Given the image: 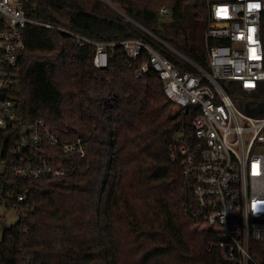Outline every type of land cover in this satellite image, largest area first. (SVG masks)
Wrapping results in <instances>:
<instances>
[{"label": "trees", "instance_id": "1", "mask_svg": "<svg viewBox=\"0 0 264 264\" xmlns=\"http://www.w3.org/2000/svg\"><path fill=\"white\" fill-rule=\"evenodd\" d=\"M23 2L30 18L92 42L147 38L124 14L204 65L192 42L197 20L180 9L189 4L197 18L204 0ZM163 6L171 9L164 19ZM24 36L17 124L42 120L68 140L79 138L84 155L55 148L53 164L74 166L71 174L2 181V202L15 205L18 216L2 232L0 264H225L208 250L210 232L183 213L180 166L169 154L180 115L157 73L135 78L139 62L119 45H106L107 64L96 67V46L69 33L28 23ZM260 39L264 54V12Z\"/></svg>", "mask_w": 264, "mask_h": 264}, {"label": "built area", "instance_id": "2", "mask_svg": "<svg viewBox=\"0 0 264 264\" xmlns=\"http://www.w3.org/2000/svg\"><path fill=\"white\" fill-rule=\"evenodd\" d=\"M204 1L205 12L197 15L192 41L194 51L204 55V65H200L124 14L147 38L135 34L108 44L92 42L30 18L23 0H0V185L6 178L71 174L74 166L53 164L58 162L55 148L84 155L79 138L68 140L67 133L42 120L28 125L16 122L26 25L56 28L76 37L80 45L94 44L96 67L107 64L106 45H119L129 61L139 62L135 78L150 69L157 73L164 94L180 115L169 154L180 166L185 217L210 232L208 250L216 251L225 264H264V54L260 39L264 2L261 8L249 10L250 3L261 0ZM223 8L228 10L226 17L217 14ZM170 12L169 7H161L159 18ZM215 40L225 42L211 43ZM239 99L244 102L238 106ZM24 199V195L17 196V201Z\"/></svg>", "mask_w": 264, "mask_h": 264}, {"label": "rangeland", "instance_id": "3", "mask_svg": "<svg viewBox=\"0 0 264 264\" xmlns=\"http://www.w3.org/2000/svg\"><path fill=\"white\" fill-rule=\"evenodd\" d=\"M113 7V6H111ZM117 12L120 11L117 8L113 7ZM182 12L186 13V16L188 19H191L192 21H195L196 19V14H197V10L195 8H193L192 6L188 5H184L181 8ZM193 29L191 28V36L193 35ZM244 102L243 99H239L238 103L236 102V104L239 106L242 105ZM18 214L16 212V210L12 207H7L4 202H2L0 200V239L2 237V232L4 230V228L8 227L9 225H11L15 219L17 218Z\"/></svg>", "mask_w": 264, "mask_h": 264}, {"label": "snow or ice", "instance_id": "4", "mask_svg": "<svg viewBox=\"0 0 264 264\" xmlns=\"http://www.w3.org/2000/svg\"><path fill=\"white\" fill-rule=\"evenodd\" d=\"M257 7H258V5H257ZM252 9H253V4L250 3L249 4V10H252ZM217 14L226 17L228 15V10H227V8L219 9ZM254 167H255V165H254Z\"/></svg>", "mask_w": 264, "mask_h": 264}, {"label": "clouds", "instance_id": "5", "mask_svg": "<svg viewBox=\"0 0 264 264\" xmlns=\"http://www.w3.org/2000/svg\"><path fill=\"white\" fill-rule=\"evenodd\" d=\"M262 2H264V0H261V2L252 3L253 4V9L261 8ZM257 5H258V7H257Z\"/></svg>", "mask_w": 264, "mask_h": 264}, {"label": "water", "instance_id": "6", "mask_svg": "<svg viewBox=\"0 0 264 264\" xmlns=\"http://www.w3.org/2000/svg\"><path fill=\"white\" fill-rule=\"evenodd\" d=\"M264 109V108H263Z\"/></svg>", "mask_w": 264, "mask_h": 264}]
</instances>
